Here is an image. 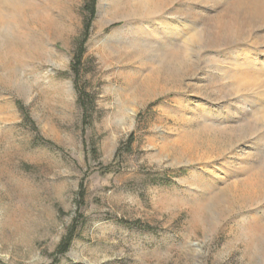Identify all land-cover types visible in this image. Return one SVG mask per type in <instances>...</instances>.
Masks as SVG:
<instances>
[{
  "label": "rangeland",
  "instance_id": "obj_1",
  "mask_svg": "<svg viewBox=\"0 0 264 264\" xmlns=\"http://www.w3.org/2000/svg\"><path fill=\"white\" fill-rule=\"evenodd\" d=\"M86 1L0 0V264H264V0H97L88 112Z\"/></svg>",
  "mask_w": 264,
  "mask_h": 264
},
{
  "label": "trees",
  "instance_id": "obj_2",
  "mask_svg": "<svg viewBox=\"0 0 264 264\" xmlns=\"http://www.w3.org/2000/svg\"><path fill=\"white\" fill-rule=\"evenodd\" d=\"M96 4H97V0H87L85 4L83 5V10L86 16L84 20V30H83L82 35L77 39L76 51L74 54L73 62L71 64V68L75 75V82H76L77 91H78L79 103L81 104L85 112H88L89 110L88 104H92L93 99L91 95L88 93V91H86L85 87L79 83L80 82L79 79H80L82 58H83V55L86 49V42L89 37L90 29L92 26V21L96 14ZM89 98H90V101H89ZM19 106L23 109L22 105H19ZM25 116L28 117L27 114H25ZM131 140H132V137L127 143L128 145L130 144ZM79 194H80L79 195L80 197L79 205H80V203L84 200V197H85V188L83 185L80 186ZM137 222L138 224H140V221H137ZM77 226L78 225H77L76 217H75L71 225L68 227L66 233L60 240L59 244L57 245L55 251L52 253L54 258L50 264H57L59 255L65 253L69 249L72 241L74 240L76 236Z\"/></svg>",
  "mask_w": 264,
  "mask_h": 264
},
{
  "label": "bare ground",
  "instance_id": "obj_3",
  "mask_svg": "<svg viewBox=\"0 0 264 264\" xmlns=\"http://www.w3.org/2000/svg\"><path fill=\"white\" fill-rule=\"evenodd\" d=\"M151 77H152V75H151ZM152 78H153V77H152ZM150 80H153V79H150V78H149L148 81L150 82ZM154 80H155V79H154ZM152 82H154V81H152ZM154 83H155V82H154Z\"/></svg>",
  "mask_w": 264,
  "mask_h": 264
}]
</instances>
